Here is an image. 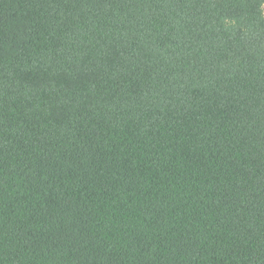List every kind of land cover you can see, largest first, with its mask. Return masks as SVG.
I'll use <instances>...</instances> for the list:
<instances>
[{"label":"trees","instance_id":"trees-1","mask_svg":"<svg viewBox=\"0 0 264 264\" xmlns=\"http://www.w3.org/2000/svg\"><path fill=\"white\" fill-rule=\"evenodd\" d=\"M264 0H0V264H264Z\"/></svg>","mask_w":264,"mask_h":264},{"label":"rangeland","instance_id":"rangeland-1","mask_svg":"<svg viewBox=\"0 0 264 264\" xmlns=\"http://www.w3.org/2000/svg\"><path fill=\"white\" fill-rule=\"evenodd\" d=\"M262 7H263V12H264V4H263V6H262Z\"/></svg>","mask_w":264,"mask_h":264}]
</instances>
